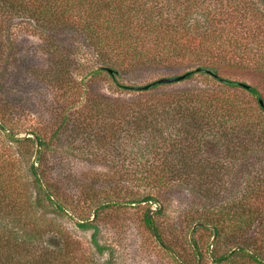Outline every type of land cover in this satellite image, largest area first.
<instances>
[{
	"label": "trees",
	"instance_id": "obj_1",
	"mask_svg": "<svg viewBox=\"0 0 264 264\" xmlns=\"http://www.w3.org/2000/svg\"><path fill=\"white\" fill-rule=\"evenodd\" d=\"M18 32L38 38L47 55L35 78L54 91L58 113L48 135L37 121L22 123L14 103L1 100L0 131L30 148L34 159L31 178L23 179L14 152L0 140V264H89L80 241L38 207L69 213L78 227L92 229L91 243L102 254L98 216L141 205L142 223L176 254L174 237L163 227L162 239L153 219L160 208L152 211L151 204L160 192L183 188L200 199L192 232L206 230L212 239L203 251L188 233L196 259L206 253L211 264H264V104L255 87L247 91L256 105L235 81L194 70L216 73L223 65L264 74V0H0L1 61ZM171 69L188 72L180 81L199 73L210 83L140 89L119 80ZM98 81L111 96L93 91ZM64 125L93 136L112 158L110 172L93 174L113 179L106 192L85 179L68 194L51 177L44 157ZM237 165L245 190L222 199L219 189L232 182Z\"/></svg>",
	"mask_w": 264,
	"mask_h": 264
},
{
	"label": "rangeland",
	"instance_id": "obj_2",
	"mask_svg": "<svg viewBox=\"0 0 264 264\" xmlns=\"http://www.w3.org/2000/svg\"><path fill=\"white\" fill-rule=\"evenodd\" d=\"M17 35L14 38L16 48L14 47L9 54L6 52L8 59L5 62L0 60V103L4 99L14 103L13 111L22 123L29 126L37 121L42 127H47V133L50 135L55 127L51 128V119L58 113V109H55L57 98L49 85L35 78V74L46 67L47 55L41 49L38 38L22 32H18ZM184 72L185 69H171L157 73L153 70H144L123 74L119 80L128 84L143 85L160 77ZM216 73L224 79L244 82L250 87H255L264 104V74L223 65H216ZM209 83L208 77L195 73L191 79L173 82L167 88L202 86ZM108 88L107 83L98 81L93 91L111 96L112 93ZM236 90L249 98L252 104L256 105L258 102L257 98L248 93L244 87ZM24 135L26 134H21V136ZM28 135L33 136V134L26 136ZM0 140L9 144L14 152L18 171L23 179H30L28 164L34 159L30 148L29 151H25L26 147L8 142L2 131H0ZM103 152V149L93 141V136L72 132L64 125L52 139V146L46 152L44 161L51 177L61 185L64 192L76 194L80 183L85 179H94L95 185L106 192L108 187H113V179L110 178L107 181L103 177L93 176L95 172L106 173L113 169L112 158L104 156ZM240 169V165L235 166L236 175L233 176L232 182L228 183L225 189H219L220 198L231 199L243 193L245 185L240 180ZM121 185L129 186L127 182ZM30 191L34 197L35 190L31 188ZM156 197L157 202L151 204V209L155 211L160 208V211L153 213V219L162 239L163 227L174 237L176 254L169 251L163 245V240L157 238L142 223L141 205L113 207L98 216L95 221L99 227L98 241L106 247L102 254L97 253L91 243L92 229L84 230L78 227L77 219L69 213H60L51 208L41 207H38V212L41 214L44 212L45 217L51 218L54 223L68 229L71 235L80 241L84 257L89 260V264H181V258H185L186 263L189 264H211L209 255L206 253L202 261L196 259L192 252V244L185 239L188 233H192L203 251L212 240L206 230L197 229L194 233L191 230L194 223H191L190 219L200 207L198 194L193 193L189 188H183L172 194H163L162 191Z\"/></svg>",
	"mask_w": 264,
	"mask_h": 264
},
{
	"label": "water",
	"instance_id": "obj_3",
	"mask_svg": "<svg viewBox=\"0 0 264 264\" xmlns=\"http://www.w3.org/2000/svg\"><path fill=\"white\" fill-rule=\"evenodd\" d=\"M194 70L203 71V72L209 73V74H211V75H213L215 77H218L217 74L212 69H209V68H206V67H197ZM110 71H112V70L110 69ZM187 74H188V72H184L182 74H177V75H173V76L160 77V78L154 79V80H152V81H150L148 83L140 85L139 88L140 89H149L150 87H152V86H154L156 84L177 82V81H180V80L184 79L187 76ZM220 79L224 80V81H227L224 78H220ZM235 82L239 86L244 87L245 89H249L250 88V85L247 84V83L237 82V81H235ZM260 103L263 104V101L260 100Z\"/></svg>",
	"mask_w": 264,
	"mask_h": 264
}]
</instances>
